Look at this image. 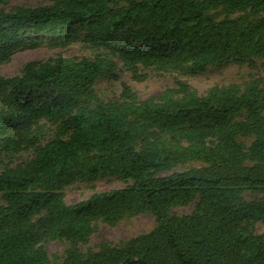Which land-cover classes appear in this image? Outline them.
<instances>
[{
  "label": "trees",
  "instance_id": "trees-1",
  "mask_svg": "<svg viewBox=\"0 0 264 264\" xmlns=\"http://www.w3.org/2000/svg\"><path fill=\"white\" fill-rule=\"evenodd\" d=\"M120 1L130 3L112 15L109 28L119 31L134 21L143 29L135 34L137 39L147 43L173 42L175 52L193 53L199 67L230 59L251 60L264 53V16L248 25L241 19L217 22L205 3L191 0H70L61 7L24 10L10 17L38 25H75L103 17L109 4ZM213 1L231 8L249 4L264 14V0ZM192 23L195 26H190ZM101 74L97 62L59 59L28 73L14 87H57L77 97H92L94 83ZM263 104L264 90H251L243 97L227 90H213L202 98L191 94L181 100L138 106L98 104L93 116L81 110L65 117L62 129L70 132V137L48 143L34 160L32 172L14 171L0 176V195L7 203L0 206V264H45L40 250L31 251L28 231L22 224L37 212L47 195L32 188L70 174L91 178L100 173L123 176L133 184L71 207H55L50 213L55 222L85 215L108 217L117 208L143 207L156 216L159 228L125 248L92 256L88 264H264V237H247L239 229L242 221L263 217L264 205L234 208L241 192H264L261 142L251 150L258 162L256 166L223 163L152 179L147 178L149 173L166 169L180 158L178 148L158 141L140 153L131 149V144L147 130L156 128L171 136L191 137L185 128L207 122L225 123L229 116ZM47 112L51 118L62 116L57 108ZM127 121H134L135 125L126 127ZM250 126L257 138H264V115L253 117ZM189 153L194 158L207 156L199 148H192ZM196 194H201L196 214L166 219L170 206L185 203ZM9 224L16 226L7 230ZM75 230L81 235L85 226L79 225ZM64 264L79 263L69 257Z\"/></svg>",
  "mask_w": 264,
  "mask_h": 264
},
{
  "label": "rangeland",
  "instance_id": "rangeland-1",
  "mask_svg": "<svg viewBox=\"0 0 264 264\" xmlns=\"http://www.w3.org/2000/svg\"><path fill=\"white\" fill-rule=\"evenodd\" d=\"M70 0H0V176L14 171L32 172L34 160L53 140L68 139L70 132L62 129L65 117L81 110L93 116L98 104L112 103L138 106L142 103H162L181 100L188 95L205 97L213 90H227L243 97L251 90H264V53L251 60H225L221 63L196 65L193 53L179 54L173 42L147 43L135 34L143 32L132 21L115 31L108 27L113 14L126 9L129 1L109 4L99 19L70 25L48 23L38 25L16 16L24 10L61 7ZM205 3L217 22L241 19L246 25L258 22L264 14L247 4L231 8L213 0H191ZM195 26V23L190 24ZM59 59L73 62H97L102 74L94 83L92 97H77L71 91L57 87L49 89H19L28 73L42 66L53 65ZM60 109L62 116L51 118L48 110ZM264 115V104L255 110H244L229 116L225 123H203L185 128L191 137L162 133L156 128L147 130L131 144L135 153L146 151L157 142L175 146L178 160L170 167L156 170L147 178H163L212 165L227 163L239 167H253L252 157L257 138L251 129L253 117ZM126 127L134 121L124 123ZM192 148L203 151L204 158L190 156ZM133 182L119 175L100 173L91 178L70 174L53 179L34 188L46 192L37 212L22 224L27 228L31 251L40 250L45 264H64L73 257L79 264H88L95 255L105 254L128 246L159 228L156 216L148 208H117L109 216L85 215L76 220L55 222L51 211L82 203L99 194L122 190ZM201 194L189 201L170 206L167 220L189 217L197 213ZM236 210L246 205H264V192L246 190L239 194ZM0 195V206H6ZM85 226L83 234L75 228ZM9 224L6 229L15 227ZM247 237H264V216L242 221L239 228Z\"/></svg>",
  "mask_w": 264,
  "mask_h": 264
}]
</instances>
